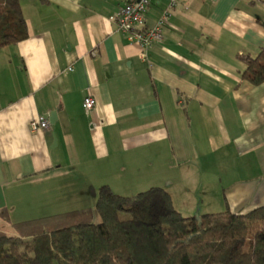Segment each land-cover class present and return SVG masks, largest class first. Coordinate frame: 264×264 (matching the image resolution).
<instances>
[{
  "label": "crops",
  "instance_id": "1",
  "mask_svg": "<svg viewBox=\"0 0 264 264\" xmlns=\"http://www.w3.org/2000/svg\"><path fill=\"white\" fill-rule=\"evenodd\" d=\"M19 1L28 38L0 51V231L56 215L70 173L110 189L100 175L126 172L122 155L130 178L155 170L151 188L183 217L264 207V83L242 80L239 60L264 48V0H180L145 58L113 23L126 0ZM38 117L50 127L31 132Z\"/></svg>",
  "mask_w": 264,
  "mask_h": 264
},
{
  "label": "trees",
  "instance_id": "2",
  "mask_svg": "<svg viewBox=\"0 0 264 264\" xmlns=\"http://www.w3.org/2000/svg\"><path fill=\"white\" fill-rule=\"evenodd\" d=\"M27 38L20 1L0 0V49ZM239 60L242 80L264 83V48ZM12 228L0 231V264H264V207L186 218L158 187L122 197L103 186L94 207Z\"/></svg>",
  "mask_w": 264,
  "mask_h": 264
},
{
  "label": "rangeland",
  "instance_id": "3",
  "mask_svg": "<svg viewBox=\"0 0 264 264\" xmlns=\"http://www.w3.org/2000/svg\"><path fill=\"white\" fill-rule=\"evenodd\" d=\"M1 50L2 49H0V51ZM120 159L122 160L118 161L117 163L119 164L118 168H121V165H123L124 167L126 166L127 168L126 172L119 173L118 169L116 168L117 169L116 172H115L116 169H113V172L115 173L111 172L113 174L102 173V175H100L102 178H105V176L107 177V175L111 177V179H108V181L110 184V191L113 194L122 197H130L138 193L144 192L150 189L151 187H153L154 185H157V183H159L155 179L156 176L155 170L151 168H147L144 165L143 166L146 168L145 174H140L139 175L140 178L138 180L130 178V174L132 173H130L129 156L127 157L126 155H122L120 156ZM135 168H139V165H136ZM142 175H144L146 178L145 179L142 178ZM68 176H70V178L72 179L71 180L66 179V180L73 181L74 184H76V187H74V190L64 189V188L60 189V192H62V194L57 193V196H55L54 198L52 197L50 198V201L53 202L52 207L55 208L49 209L45 213L53 212L55 214L58 213L60 214L68 211L80 210L95 206L97 191L99 187H101L102 185L100 184L102 182L99 183L98 181V175L88 172L85 173L84 174L85 181L81 182V184L79 181L77 182V180L73 179L74 177L77 178L75 174L70 173ZM59 182L60 183L62 182L64 184L68 183L66 181L64 182V178H61ZM204 192H206V190H204ZM198 205H200L203 209L205 207V205L201 203L200 204L198 203ZM42 211L44 210L41 209L40 213H42Z\"/></svg>",
  "mask_w": 264,
  "mask_h": 264
},
{
  "label": "built area",
  "instance_id": "4",
  "mask_svg": "<svg viewBox=\"0 0 264 264\" xmlns=\"http://www.w3.org/2000/svg\"><path fill=\"white\" fill-rule=\"evenodd\" d=\"M152 0H126L113 16V23L116 29L125 35L126 41L136 43L144 51L143 57L148 48L154 43L163 40L164 32L168 28V22L172 11L178 6L180 0H166V7L161 13L158 21L152 27L144 25V15ZM95 101L87 96L83 101V108L86 112L92 110ZM49 121L43 117L32 120L29 124L31 132H38L49 129Z\"/></svg>",
  "mask_w": 264,
  "mask_h": 264
},
{
  "label": "water",
  "instance_id": "5",
  "mask_svg": "<svg viewBox=\"0 0 264 264\" xmlns=\"http://www.w3.org/2000/svg\"><path fill=\"white\" fill-rule=\"evenodd\" d=\"M52 115L54 116V113H52ZM195 218H196V219H198V218H199V216H198V215H196V216H195Z\"/></svg>",
  "mask_w": 264,
  "mask_h": 264
}]
</instances>
